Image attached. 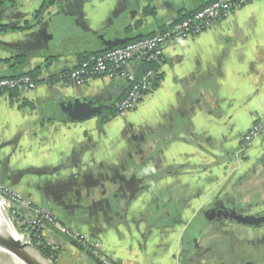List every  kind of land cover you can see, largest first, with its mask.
Instances as JSON below:
<instances>
[{
    "label": "crops",
    "instance_id": "0c3cea01",
    "mask_svg": "<svg viewBox=\"0 0 264 264\" xmlns=\"http://www.w3.org/2000/svg\"><path fill=\"white\" fill-rule=\"evenodd\" d=\"M45 1L0 0V77L39 70L34 89L0 97L4 186L99 242L119 264H264V225L213 221L196 241L189 229L220 204L264 209V0L172 40L137 107L105 123L70 122L63 109L115 107L126 81L92 77L72 86L48 78L212 0H54L35 16ZM257 121L262 133L240 153ZM42 235L54 264H100L52 224H42Z\"/></svg>",
    "mask_w": 264,
    "mask_h": 264
},
{
    "label": "built area",
    "instance_id": "2783aa9c",
    "mask_svg": "<svg viewBox=\"0 0 264 264\" xmlns=\"http://www.w3.org/2000/svg\"><path fill=\"white\" fill-rule=\"evenodd\" d=\"M250 1L212 0L199 10L183 19L172 22L167 28L154 35L114 46L100 53L86 55L71 70L60 74L57 81L63 85L72 86H80L92 77L126 81L128 84L126 93L116 104V115L125 117L137 107L144 94L150 90L152 83L159 77V70L154 64L159 61L164 48L172 40L186 39L197 35ZM142 63L150 66L142 72H138ZM36 85L37 80L27 74L0 77V97L12 91L26 92L34 89ZM262 131L263 123L255 122L245 133L239 152L249 146ZM0 201L4 207L10 206L16 210L17 207L26 210L31 209L32 217H23V214L18 213L16 220L23 222L26 232V236L23 238L29 239L37 248L47 249L51 246V243L45 241L42 235V224L48 225L50 223L58 231L64 233L66 237L77 241L83 248L93 251L101 264H119L105 253L99 242L91 240L73 227L62 223L51 212L38 206H32L29 200L9 190L1 183ZM6 211L8 210L6 209ZM49 257L51 258V256Z\"/></svg>",
    "mask_w": 264,
    "mask_h": 264
},
{
    "label": "water",
    "instance_id": "95a60500",
    "mask_svg": "<svg viewBox=\"0 0 264 264\" xmlns=\"http://www.w3.org/2000/svg\"><path fill=\"white\" fill-rule=\"evenodd\" d=\"M78 41L84 44L91 45V40L89 38H81ZM114 46H117V44L111 43L109 45H106V49ZM107 107L108 106L106 105H93V106L88 105L85 107L75 106V108H72L66 105L63 111L66 113L67 120L70 122H82L84 120H88L91 118H97L99 121V116ZM240 153H242V151ZM1 208L4 211L8 220L10 221V223L12 224L13 228L17 232L12 221L9 219L6 208L3 205ZM210 213L213 214L211 217L209 216ZM250 213L251 214H249L248 212H242L241 210H237L236 208L226 207L225 205H221V204L219 206H214L204 211L202 214H200L199 216L193 219V221L189 226V229L192 232V239L193 241L194 240L196 241V237L200 235L202 229L206 225H208L210 222L219 220L221 218L225 219L228 217L230 220H233L238 224H242L250 227H254L255 225L264 223V210L262 211L263 215L261 216L256 215L255 213L257 212H250ZM214 217H217V219L215 220ZM21 238L22 241L14 238L13 235H11L10 233L0 232V247L15 252L20 258L24 259L27 262V264H54V262L50 259V257L45 256L36 246H34L31 243L29 239L23 238V236H21ZM67 239L73 240L68 237ZM45 241L47 240L45 239ZM73 241L77 242L75 240ZM78 245L84 252L87 253L88 251L91 252V254L94 255L101 264L99 258L96 256V254L93 251L83 248L79 243ZM37 256L42 258L43 261H39ZM244 264H253V263L245 262Z\"/></svg>",
    "mask_w": 264,
    "mask_h": 264
},
{
    "label": "trees",
    "instance_id": "16d2710c",
    "mask_svg": "<svg viewBox=\"0 0 264 264\" xmlns=\"http://www.w3.org/2000/svg\"><path fill=\"white\" fill-rule=\"evenodd\" d=\"M54 0H46L43 5L35 12V16H38L42 10H44L45 8H48L49 5H51L53 3ZM31 25L26 22L24 23L21 27H18L16 29H27L29 28ZM0 30H5V27H0ZM84 58V57H81V59ZM22 62V60H21ZM150 65L149 64H145V63H142L141 66L138 68V72H142L144 69H146L147 67H149ZM27 75L29 76H32V77H35L39 74V70H34L32 72H28L26 73ZM159 78V77H158ZM157 78V79H158ZM58 80V76H53V77H50L48 78V81L49 82H55ZM116 115V105L114 107V105H111V106H108L103 112L102 114L99 116V122L100 123H105L107 122L109 119H111L112 117H114ZM19 207H17V210L19 212ZM16 210V212H17ZM17 212V213H18ZM45 256H49V253L47 251V249L45 248H38Z\"/></svg>",
    "mask_w": 264,
    "mask_h": 264
},
{
    "label": "bare ground",
    "instance_id": "6f19581e",
    "mask_svg": "<svg viewBox=\"0 0 264 264\" xmlns=\"http://www.w3.org/2000/svg\"><path fill=\"white\" fill-rule=\"evenodd\" d=\"M1 207H2V203L0 201V232L10 233L11 235H13L14 238L22 241L20 234L15 231V229L13 228L12 224L6 217ZM0 252L8 256V264H27V262L24 259L20 258L15 252L9 249H4L0 247ZM37 258L39 261H43L42 258L38 256Z\"/></svg>",
    "mask_w": 264,
    "mask_h": 264
},
{
    "label": "rangeland",
    "instance_id": "374dc122",
    "mask_svg": "<svg viewBox=\"0 0 264 264\" xmlns=\"http://www.w3.org/2000/svg\"><path fill=\"white\" fill-rule=\"evenodd\" d=\"M0 183L2 184V185H4L1 181H0ZM9 189V188H8ZM10 190V189H9ZM12 191V190H11ZM15 206V205H14ZM6 207V209L8 210L7 212H8V216H9V219L12 221V223H13V225L15 226V228H16V230H17V232L20 234V235H22V236H26V232H25V230H24V226H23V222L22 221H17L16 220V217H17V214L18 213H21V211L19 210V212H18V210H17V212L15 211L16 209L13 207V208H11L10 206H5ZM46 210V209H45ZM14 211V212H13ZM49 212V211H48ZM47 257H49V256H47ZM51 259V258H50ZM52 260V259H51ZM53 261V260H52ZM0 264H8V256L7 255H5V254H3V253H1L0 252Z\"/></svg>",
    "mask_w": 264,
    "mask_h": 264
},
{
    "label": "flooded vegetation",
    "instance_id": "af4514ba",
    "mask_svg": "<svg viewBox=\"0 0 264 264\" xmlns=\"http://www.w3.org/2000/svg\"><path fill=\"white\" fill-rule=\"evenodd\" d=\"M236 207H237V210H239L240 206H236ZM263 210H264V209H263ZM263 210H262V211H263ZM262 211H259V213L257 212V213H255V214L258 215V216H261V215H263ZM212 215H213V214L210 213L209 216L211 217ZM214 219L216 220L217 217H214ZM224 220H227V221L232 222V223H236L235 221L230 220L228 217L225 218V219L221 218V219L216 220V221H217V223H218V222H222V221H224ZM262 225H264V223H261V224L255 225L254 227H256V226H262Z\"/></svg>",
    "mask_w": 264,
    "mask_h": 264
}]
</instances>
